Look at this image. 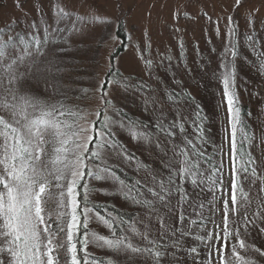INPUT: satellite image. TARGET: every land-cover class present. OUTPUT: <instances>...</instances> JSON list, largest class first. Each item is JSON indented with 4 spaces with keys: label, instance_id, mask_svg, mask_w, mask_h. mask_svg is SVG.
I'll return each instance as SVG.
<instances>
[{
    "label": "rangeland",
    "instance_id": "rangeland-1",
    "mask_svg": "<svg viewBox=\"0 0 264 264\" xmlns=\"http://www.w3.org/2000/svg\"><path fill=\"white\" fill-rule=\"evenodd\" d=\"M61 8L70 14L59 21L58 26L65 31L53 34L48 44L41 45L42 54H37L33 46L29 49L32 52L31 57L25 60V65L33 62L35 64L32 89L29 90L25 86L19 93L26 94L25 98H30L33 105L25 106L28 116L37 114L41 106L58 105L61 101L69 107L79 105L86 113V120L71 116L61 119H67L69 123L75 121L77 131L80 128L87 129L79 134V142L84 143L88 135H95L92 122L97 121L98 111L101 113L99 120L103 121L104 106L98 91L102 82H105L107 99L113 102L116 110L139 117L143 110L151 113V108H154L152 103L146 107V98L151 97L156 103L163 102L166 98L161 94L164 87H173L177 93L184 90L193 95L198 93L201 82L217 75L218 80L210 90L209 99L211 112L217 119L218 126L219 183L211 190L208 223L203 233L205 260L202 264H222L221 254L224 264H241V261L233 256V250L242 257L255 261V264H264V256L251 247L254 245L264 252V231H261L264 229V191H261L264 188V43L253 48L241 45L250 61L256 57L255 61L246 63L259 78L252 82L257 85L258 92L249 96L248 91L243 96L244 100L253 106L255 116L251 117V134L256 159L253 168L256 173L255 176L251 174L252 168L247 173H239L238 188L242 191L237 193L236 212L231 211V126L223 83V74L228 69L226 62L228 58L232 59L233 50L228 48L232 47L235 36L240 38L247 35L253 39L254 36L264 35V0H239V4L237 0H0V42L12 37L20 50L17 53L16 49H12L13 55L22 54L23 44L19 42L18 34L25 40L32 35L43 39L45 27L51 34L52 28L57 26V12ZM77 16H97L101 20L91 22L86 19L81 23ZM74 23L79 31L69 32L68 29H72ZM51 39H56V42L52 43ZM147 61H151L150 67ZM241 70L244 74L246 68ZM35 80H39L38 87L35 86ZM108 81L112 83L109 84ZM247 81L248 79L238 80L236 84L230 85L231 92L235 95V91L241 90L240 86H243L242 83L247 85ZM141 82L148 86L144 92L132 87ZM81 89L89 91L84 98L78 100L77 97L84 95ZM156 94L158 96L154 97ZM0 95H4L2 89ZM12 102L21 103L19 97ZM0 115L9 121L12 119L6 110L0 109ZM107 115L112 120H121L111 108L108 109ZM124 122L127 124V120ZM21 123L24 121L21 120ZM101 127V123L95 125L97 129ZM110 127L117 133L119 143L133 157L129 160L122 155L116 156L111 151H106L103 156L112 166H133L139 152L148 157L153 153L154 147L150 140H135L127 128L121 129L118 124ZM240 133L241 131H238V135ZM85 182L90 188L97 189L89 194V198L123 208L118 198L119 193L115 192L118 185H114L112 181L104 184V181H95L87 176L82 183ZM78 191L84 195L83 187ZM49 192L51 198L48 203L57 205L60 191L53 187ZM64 192L66 202V186ZM224 200L229 201L227 209ZM125 207L128 211L131 210V204ZM54 211L49 210L51 214ZM225 212H228V227L231 233L227 239L223 232ZM87 215V228L83 230L90 235L87 238L88 253L103 256L107 264L110 259L118 264H150V257L134 254L130 250L116 254L104 245L103 241L96 240L93 234L108 236L110 239L113 237V240L123 237L114 236L112 226L104 223L101 215L98 216L93 211ZM102 215L107 216L104 212ZM135 216L133 227L137 231L133 232L132 227L124 238L133 243V246L137 247L135 244L142 242L146 232L162 236L160 222L154 213L141 209ZM108 217L110 221L113 220L111 212H108ZM168 222L169 220L166 223ZM171 222L175 223V220ZM237 231L238 238L249 246L246 250L241 249L237 243ZM165 235L166 231L163 237ZM166 251L174 252L178 256L172 247ZM129 256L134 259L129 260ZM59 264L63 262L59 261ZM162 264L175 262L168 256Z\"/></svg>",
    "mask_w": 264,
    "mask_h": 264
},
{
    "label": "snow or ice",
    "instance_id": "snow-or-ice-1",
    "mask_svg": "<svg viewBox=\"0 0 264 264\" xmlns=\"http://www.w3.org/2000/svg\"><path fill=\"white\" fill-rule=\"evenodd\" d=\"M239 4V0H237ZM70 14L64 9H59L57 12V26L52 28L50 34L48 28H44V37L41 39L38 35H32L28 40L19 36V42L23 44V53L13 55L12 49H19L12 37L7 41L0 42V89L3 90L4 95H0V109L9 111L12 119L9 121L5 116L0 115V264H59V252L65 247V243L60 240V235L65 231L63 220L70 215L67 220V252L71 254V264H81V260L77 255V243L83 245L80 249L86 252L87 233L84 234L83 240H75L76 233L79 232L81 226L87 228L88 215L91 208L88 207L89 194L97 189L90 188L88 183H82L85 176L91 177L97 181H112L116 193H120L125 199H132L137 204L147 207L150 213H154L156 219L161 225V235L164 231L170 228L166 223V217H170L174 212L171 203L173 193L179 196L178 206L188 201L189 194L176 183L178 176L181 181L188 180L194 187L199 186L204 182V174L199 170V158L203 156L202 152H195V146L192 145L193 151L187 150L188 145L192 141H187V144L180 148L173 145L174 154L180 156L179 169L169 168V175L165 179L159 181L153 176L154 187H147V192L151 194L153 199H140L143 195L140 187H129L120 176L114 171L111 164L104 158L103 153L111 151L116 156H124L126 159H133L127 153L125 147L117 140V133L112 131L110 125L118 124L121 129L127 128L135 140H143L148 142L152 137V133L145 132L142 129L147 128V125H141L138 122L124 120L115 121L107 115L109 108L116 112L117 115H122L121 112L115 109L113 102L107 99L108 93L104 90V83L102 82L98 91L100 100L104 106L103 121L99 120L101 113L98 111L97 121L92 122V128L95 135H88L84 143L79 142V134L87 131V129L80 128L75 130V121L69 123L64 117H80L86 120V113L79 105L72 107L66 106L61 101L58 105H44L38 110V113L29 117L26 113V107L33 106L30 103V98L26 99L25 95H20L22 87H27L29 90L33 87L32 74L35 64L29 63L25 65V60L31 57L32 52L29 49L33 48L37 54H42L43 49L41 45L48 44L53 34H59L65 31L60 28L59 21L65 19ZM95 22L101 20L100 17L90 16L88 18L77 16V20L81 23L85 20ZM35 28V25H33ZM79 31L73 24L72 29ZM52 43L56 39H51ZM66 42V38H65ZM232 55L235 56V48L233 46ZM149 67L151 61L146 62ZM21 69H24L23 71ZM40 71V69H35ZM107 83L111 84L112 81ZM225 87L224 96L229 105V124L231 126V149H232V195H231V211L236 212L237 193L242 191L238 188V176L241 171L247 173L249 167L256 163L254 157L248 153L241 152L238 144V126H241L240 110L234 107L235 96L230 90V85L234 84V74L226 71L223 78ZM7 85V86H5ZM35 86H39V80H35ZM128 87V85H123ZM137 90L144 92L148 87L144 83L132 85ZM88 89H81L84 94L77 99H82L86 96ZM179 94L169 93L168 99L175 100ZM19 97L20 104L13 103ZM66 99V98H65ZM149 103L155 104L156 101L150 97L145 99V105ZM198 107V106H197ZM197 116L199 113L197 112ZM17 117H20L19 119ZM21 120L24 123H21ZM101 123L102 127L97 129L95 125ZM179 127L183 131V123L176 121L170 123L167 127L164 126L161 120L156 124L159 132H163L169 138L173 137L175 133L172 129ZM243 139L251 142L252 137L245 132ZM157 148H161L159 143ZM192 155H196L197 159L193 160ZM44 157H47L45 162ZM99 161V163H97ZM240 167H237V165ZM51 165V167H49ZM247 165V166H244ZM256 170L252 168V175L255 176ZM70 177V179H69ZM51 178V179H50ZM53 181L55 183L53 184ZM66 182V183H65ZM140 185V181L136 182ZM216 181H213V185ZM66 186V193L68 200H64V189ZM55 188L60 191V198L57 203L59 209L70 208V213L67 211H59L55 224L49 223L51 213L48 210V202L51 198L49 192L50 188ZM83 187V207L81 208L80 192L78 189ZM127 188V191L124 189ZM158 189V190H157ZM103 191V190H100ZM264 191V188L261 189ZM203 205H201L202 207ZM224 206L229 207V201L224 200ZM99 216V213H97ZM81 216H83V224L81 223ZM104 219V223L111 227V221ZM185 217L183 212L180 213V221L183 223ZM247 219V217H245ZM195 223V221H192ZM223 229L224 237L231 234L228 227V212L224 213ZM147 229V225H145ZM75 230V231H74ZM133 232L137 230L133 227ZM180 231L179 228L173 230L172 234ZM264 231V229H261ZM188 233L182 232L181 235ZM98 241H103L104 245L114 251L116 254L130 250L134 254H146L151 257L154 264H162V261L170 256L175 264H179V257L176 253L167 252L169 245H160L156 241L148 238L147 232L144 234V239L151 247H136L131 243H125L124 238L109 239L99 234H93ZM115 235V233H113ZM202 239L201 237H197ZM219 239V236H217ZM237 243L241 249H247L245 241L238 238ZM171 247H175L177 251L181 246L179 241H175ZM251 247L264 256V252ZM196 248L190 249V252L195 253ZM219 251V249H218ZM233 256L237 257L241 264H255V261L244 258L240 253L233 250ZM129 260L134 257L129 256ZM221 261H223V254H221ZM83 264H88V259L83 261ZM92 264H97L93 259ZM108 264H118L117 261L109 260Z\"/></svg>",
    "mask_w": 264,
    "mask_h": 264
},
{
    "label": "trees",
    "instance_id": "trees-1",
    "mask_svg": "<svg viewBox=\"0 0 264 264\" xmlns=\"http://www.w3.org/2000/svg\"><path fill=\"white\" fill-rule=\"evenodd\" d=\"M120 36H123V34H120ZM246 36H242L240 38L235 36V39L232 41V47L228 48V50H233L234 46L236 55H232V59L228 58L226 63L228 66L227 71L234 74V84H236L238 80L241 81L248 79L246 82L247 85L242 83L243 86H240L242 89L235 91L234 96L236 99L233 106L239 108L240 110L241 126H239L238 131H241V133L238 135V144L240 145L241 152L244 154L250 153L255 159L252 148L253 137L251 134V121L253 119H251V117L254 116L253 106L249 101H245L243 96L248 91L250 93L248 94L249 96H251V93L258 92L257 85L252 84V82L259 77L256 75L254 70L251 71L249 66H247L246 61H250V59L245 54V48L241 45H246L250 46V48H253L254 46L263 44L264 41L258 40L264 39V35L254 36L253 39ZM254 58L256 59V57ZM255 59L250 62L255 61ZM245 68L246 70L243 74L241 69ZM252 68H256V66H252ZM217 78V75H212V77H209L206 82H201L200 86L198 87V93L193 95L186 93L184 90H181L180 93H177L173 87H164L165 89L161 91V94L163 98L164 96L166 98H164L163 102L160 101L155 103L154 108H151V113H146L145 110H143L142 113H140V116L136 117L132 115V113L130 114L124 111L121 112L122 115H119L121 120H127L128 122L132 119L133 122H138L141 125H147L148 127L143 128L142 130L153 134L150 138V144L154 147V150L149 157L143 152H139L136 154L137 156L135 157L133 166L122 165L120 167L118 165H113L114 171L118 176H120L121 179L125 181L129 187L137 186L141 188L143 195L139 197L140 199H153L151 194L148 193L146 189L147 187L155 186L153 184V176H155L156 180L159 181L161 179H165L169 175V168L165 167L166 164L171 165V167L177 170L179 169V161L181 157L174 154V144L180 148H183L187 144V141H192V144L188 145L187 150L192 152V145H194L195 152L203 153V156L199 158L198 162L199 170L204 174L205 177L204 182L199 186L194 187L190 181H181L177 176L176 183L189 194L188 201L183 203L182 206H178L179 196L176 193H173L171 197V203L174 208V212L170 217H166L169 220L168 224L170 225V228L166 231L167 235L163 237L147 234L149 239L156 241L160 245H169L171 247L175 241H179L181 246L179 251H177L175 247H172L178 253L179 264H202V261L205 260V254H203L205 238L203 233L205 232L208 223L209 208L211 204V190L216 188L219 183V166L217 163L218 126L217 119L213 117L211 112V103L209 99L210 90H212L211 88L213 84L218 80ZM169 93H177L179 95L175 100L170 101L168 99ZM157 96L158 95L156 94L154 97ZM256 96H258V93ZM197 112L199 113V116H197ZM161 120L163 121L165 127L174 121L183 123V131L181 132L179 127L174 128L172 131L175 133V135L169 138L163 132H159L156 128V124ZM245 132H247V134L252 137L250 144L249 142L242 140ZM157 143L161 145V148L156 147ZM191 158L196 160L197 156L192 155ZM47 159V157H44L45 162H47ZM49 167H51V165H49ZM237 167H240V165L238 164ZM251 168H253V165L249 167V170ZM137 181H140V185L136 184ZM213 181H216L215 185H213ZM54 183L55 181H53V184ZM106 183H108V181H104V184ZM50 190H52V188H50ZM124 191H127V188H125ZM118 198L121 200L120 204L123 206V208L117 207L113 203H103L101 201H95L91 198H88V207L91 208L96 215L99 213L101 217L109 221L110 219L108 217V212H111L113 215V220L111 221V226L113 228L112 231L116 236L120 235L125 238L127 236L128 230H131L133 227V221L136 217L135 215H137L141 209H149L141 204H137L132 199L123 198L120 193L118 194ZM78 199L81 200L82 208L83 194L80 193V197H78ZM129 204H131L130 211L127 210V207L124 208V206ZM201 205L203 206L201 207ZM48 208L49 210H55L51 214L52 224H55L57 213L59 211H67L69 213L71 211L70 208L59 209L56 204L52 203H48ZM103 212L107 216H103ZM181 212H183L185 217L183 223L180 221ZM68 219H70V215L64 218L63 226L65 231L60 235V240L65 243V247L59 252V261L63 262V264H71V254L67 252ZM82 219L83 216H81V223L83 224ZM167 219L166 222L168 221ZM170 220H175V223H172ZM192 221H195V223H192ZM176 228H179L180 231L175 232V235H173L172 232ZM83 229L84 227L81 226L79 232H77L76 236L74 237V241L83 240L85 238V231ZM182 232H186L188 234L181 235ZM89 237L90 235H87V238ZM104 237L110 239L108 236ZM197 237H201L202 239H198ZM141 240L142 242L139 241L138 244H135L137 247H151V245H149L144 238ZM125 243H130V241L126 239ZM82 247V244L77 243V255L81 260V264H83V261L86 258L88 259V262H92L93 259H95L97 264H107V261L103 256L93 255L87 251H81L80 249ZM170 247H168L167 250L170 249ZM192 248H196L197 251L195 253L190 252V249ZM142 255L148 257L146 254ZM150 264H154V261L152 260Z\"/></svg>",
    "mask_w": 264,
    "mask_h": 264
}]
</instances>
